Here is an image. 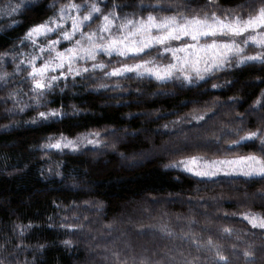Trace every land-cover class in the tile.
<instances>
[{
  "label": "trees",
  "instance_id": "trees-1",
  "mask_svg": "<svg viewBox=\"0 0 264 264\" xmlns=\"http://www.w3.org/2000/svg\"><path fill=\"white\" fill-rule=\"evenodd\" d=\"M70 2L82 6L71 16L86 14L93 2L100 8L101 18L94 14L81 29L86 33L97 31L110 12L120 25L125 18L222 16L226 10L246 17L260 6V0H0V264H264V229L244 219L264 218V176H244L241 165L220 163L264 159V59L238 64L240 57L230 56L210 71L202 60L198 75L190 64L181 71L180 62L157 46L143 58L159 67L177 64L172 78L160 81L135 72L107 75L119 61H143L97 52L95 60L73 65L87 72L58 79L40 95L28 61L37 57L39 67L50 59L39 47L60 40L56 51L63 52L80 36L64 40L57 31L38 37L36 45L24 37ZM63 24L71 31L70 18ZM251 35L259 39L261 30ZM241 47V56L264 53L251 41ZM212 55L201 54L209 62ZM41 112L57 115L42 119ZM101 132L126 140L114 143L120 153H108L111 144L101 141ZM252 132L257 138L241 139ZM62 137L73 144L46 146ZM146 150L154 155L137 167H121L116 158ZM146 198L164 203L154 208L156 215L146 207L143 217L125 215L117 223Z\"/></svg>",
  "mask_w": 264,
  "mask_h": 264
},
{
  "label": "snow or ice",
  "instance_id": "snow-or-ice-1",
  "mask_svg": "<svg viewBox=\"0 0 264 264\" xmlns=\"http://www.w3.org/2000/svg\"><path fill=\"white\" fill-rule=\"evenodd\" d=\"M209 3H214V0H209ZM81 5L75 3H68L59 9V16L50 17L45 22L35 25L29 29L25 34L24 39L29 40L32 44H37V38L41 36H48L50 33L59 31L60 36L64 40L71 41L77 34L80 39H76L75 46L65 49L63 52L56 51V45L60 40H49L46 47H39V51H47L50 54V59L45 60L43 64L37 67L35 61L38 59L33 56L28 64L31 71L28 73L33 82V91H38L42 95L46 89L53 87V82L58 79H67L69 75H82L87 72V68L76 69L73 67L75 62L80 59L95 60L96 53L100 52L104 55L111 56L116 54L124 57L125 61L128 57H139L143 62L136 64H127L124 61H119L121 67L113 68L107 75L121 76L128 72H135L137 75H151L155 79L163 81L172 78L173 70L177 69V64L169 63L163 67L156 65L154 59H144V55H150L152 48L159 46L163 52L171 53L173 61L180 62V70L183 71V65H192L197 74L199 75L198 65L202 60L208 64L206 71L212 68H219L229 62L230 56L240 57L237 63H244L246 61H262L264 53L254 56H241L243 48L241 45H247L249 41L264 48V0H260L259 7H253L252 10L245 17L243 15L233 14L236 10H226L227 14L218 16L215 11L203 16L192 15L191 17L183 15H174L166 17H156L148 15L144 19L133 20L125 18L123 23L116 25L115 12H110L102 15V23L98 26L95 32H83L81 29L93 19L94 14L96 18H101L100 8L96 3H91L87 9L86 14L82 16H71V12L80 13ZM115 7V5H114ZM241 9L247 8L248 5L241 4ZM16 11V9H13ZM71 19V31L64 28L63 22ZM116 29L114 33L112 30ZM261 30L260 38L257 39L252 36V32ZM106 33L107 35H101ZM241 38L237 42V38ZM210 38L211 43L207 41L202 45L201 39ZM221 38H227V42H221ZM189 40L191 42H189ZM84 41L87 46H84ZM172 41H180L178 47H172ZM55 52L54 56L51 53ZM212 52L211 62L205 60L201 53ZM179 53H184V56H179ZM163 54V53H161ZM4 56L7 53L3 54ZM23 63V61H21ZM67 66V71H63ZM19 67V66H17ZM96 68L103 69L104 64L94 65ZM61 70L58 76H49V72H56ZM141 69L143 71H141ZM203 78V77H200ZM2 79V77H0ZM184 79L191 82V77L185 75ZM57 115L56 112L52 113H39L42 119ZM258 133L252 132L241 139L257 138ZM66 138L56 141L53 144L46 145L47 147L60 148ZM92 143V141H89ZM264 143V141H262ZM72 141L63 143L64 147L72 145ZM190 163H196V158H193ZM221 164L227 163L228 165H241L239 169L240 174L244 176H264V159L258 158L255 155H248L240 157L237 160L221 161ZM192 171L191 168H187ZM195 175H211L207 171L194 172ZM244 219L247 220L252 227L264 229V218L255 215H245ZM228 232L229 229H224ZM65 243H70L65 241ZM211 244V241H209ZM248 255V253H245ZM220 260L225 257L219 256Z\"/></svg>",
  "mask_w": 264,
  "mask_h": 264
},
{
  "label": "rangeland",
  "instance_id": "rangeland-1",
  "mask_svg": "<svg viewBox=\"0 0 264 264\" xmlns=\"http://www.w3.org/2000/svg\"><path fill=\"white\" fill-rule=\"evenodd\" d=\"M204 42V41H203ZM204 44V43H203ZM202 44V45H203ZM203 53V52H202ZM201 53V54H202ZM102 133V135H101V137H105V138H103V139H105V141L102 139L101 141L102 142H105V143H110L111 144V148L112 149H110L109 151H108V153H110V154H115V153H120L119 151H118V149H115L114 147V145L116 144L117 145V143L119 144V145H121V144H123L126 140L124 139V138H118V140L116 141V137L115 136H112L111 137V135L110 134H108V133H106V134H104L105 132H101ZM107 137H111V138H107ZM148 142H149V145L153 142V139L152 138H145ZM116 141V142H115ZM170 140H165V141H162V143H161V145L159 146V148L161 147V150H163V147L166 145V144H168V142H169ZM115 143V144H114ZM160 150V151H161ZM117 151V152H116ZM147 151V152H146ZM145 152H142V153H133V154H130V155H126L125 156V159L124 160H122L121 158H122V155H117L116 154V158L120 161V163H119V165L121 166V167H123V166H128V167H137L138 165H141L142 163H144V162H146V161H148L149 159V157H151V156H153L154 155V153H151V151H148V150H146ZM157 153V152H156ZM93 158H91L92 159V161H93V163L94 162H96V156H92ZM198 161H196V163H197ZM196 163H194V165H193V167L192 168H194L197 164ZM148 202L150 205H148V203L146 204V203ZM155 203V200L154 199H152V198H150V199H147L146 198V200L144 199V200H141L140 201V203L139 204H136V205H134V204H132V207L133 206H135L134 208H129L128 210H124L123 212H122V214L120 215V216H123V218H117V217H120V216H117L116 218H117V223H119V221L121 220V219H124L126 216L125 215H128V216H131L132 214H133V218L135 219V218H137V219H139V217H143V211H145V208L146 207H151L150 209H148V210H150L151 212H152V214L153 215H156V212L154 211V208L157 210L158 208H160L161 206H162V204H164V203H162L161 204V201H159L158 203H156V204H154ZM138 207H142L143 208V210L140 212V209H137ZM136 208V209H135ZM140 213V214H139ZM138 215H139V217H138ZM137 219H135V220H137ZM138 251V248L137 247H135V249H134V252L136 253Z\"/></svg>",
  "mask_w": 264,
  "mask_h": 264
}]
</instances>
